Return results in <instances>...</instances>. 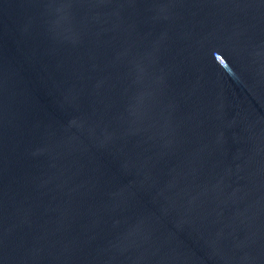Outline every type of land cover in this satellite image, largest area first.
I'll return each instance as SVG.
<instances>
[{
  "label": "water",
  "instance_id": "1",
  "mask_svg": "<svg viewBox=\"0 0 264 264\" xmlns=\"http://www.w3.org/2000/svg\"><path fill=\"white\" fill-rule=\"evenodd\" d=\"M0 264H264V0H0Z\"/></svg>",
  "mask_w": 264,
  "mask_h": 264
}]
</instances>
